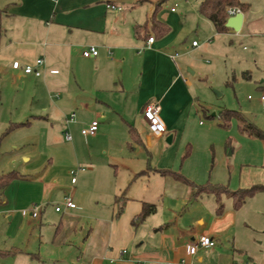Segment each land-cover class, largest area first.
<instances>
[{
  "label": "crops",
  "instance_id": "0c3cea01",
  "mask_svg": "<svg viewBox=\"0 0 264 264\" xmlns=\"http://www.w3.org/2000/svg\"><path fill=\"white\" fill-rule=\"evenodd\" d=\"M160 1L0 0L3 12L0 89L6 86L5 80L34 83V95L41 96L30 98L29 111L53 112L52 116L30 113L24 118L31 119L11 125H30V120L49 121L57 117L67 102L51 110L45 104L44 90H67L75 86L81 93L92 90L96 103L109 112L122 109L121 118L127 131L125 139L114 143V137V142L108 141L110 158L117 163L112 164L116 168L114 175L117 176L120 164L125 171L123 178L117 176L112 187L103 189V195L96 196L91 191L83 202L80 200L83 210L79 206L62 208L61 212L55 209L57 214H62L57 228L47 237L41 232L35 235L29 232L25 244L20 243L22 246L13 242L10 249H0L2 253L11 254L0 256V264H16L20 258H26L28 264H235L245 261L264 264L261 250L252 246L256 242L254 236H247L243 242L236 232L243 224L250 228L241 214L260 193L248 199L239 210H235L231 198L223 196L224 211L219 214L214 195L203 194L191 199L190 187L160 173L164 170L181 172L199 186L209 183L226 186L231 191L264 186V141L239 136L238 153L242 161L229 169L225 142L230 134L200 121L202 106L194 88L199 87L207 75L179 60L186 56L187 50H197L201 44L193 47L194 40L185 51L186 24L178 15L177 6H168L173 0H168L164 4L166 8L162 7L157 13V20L170 28L168 34L156 35L151 24L141 30L140 35L136 33L137 26L150 22L154 7ZM109 3L123 10H108ZM245 23L244 14L243 26ZM214 30L217 35L233 31L218 33L215 27ZM242 32L243 28L236 34ZM150 37L155 39L152 48L148 46ZM90 46L98 49V57L83 56ZM38 59L45 61L40 67L41 77L13 68L16 62L22 68L36 65ZM250 74L247 72L245 79L252 80ZM262 79L259 89L263 92L264 77ZM156 102L162 106L161 117L166 127L165 134L159 136L149 130L143 118L146 106ZM204 108L211 109L207 104ZM130 110L133 113H129ZM243 114L248 115L246 111ZM100 119L106 121V114ZM91 123L80 122L77 114L75 121L69 122L85 125V128ZM109 126L110 123L104 129ZM258 126L264 130V125ZM233 127L238 133L236 121ZM104 132L103 136H107ZM170 137L171 143H168ZM187 147L191 148V154L182 161ZM129 148L131 153L127 152ZM84 172L86 170L80 173ZM91 172L87 179L98 180V169ZM18 181L21 180L14 183ZM46 191V187H42L40 201L46 197ZM80 192L75 189L76 199ZM16 200L12 193L10 195L9 186L0 203V214L13 220L9 206ZM18 201L24 211L40 202L31 197ZM144 204L155 205L156 212L134 225L133 220L142 212ZM121 206L124 210L118 216ZM42 214L38 219L43 220L45 214ZM28 227L22 219L15 231V241L25 235ZM204 236L212 238L216 245L199 247L195 255H189L188 246Z\"/></svg>",
  "mask_w": 264,
  "mask_h": 264
},
{
  "label": "rangeland",
  "instance_id": "374dc122",
  "mask_svg": "<svg viewBox=\"0 0 264 264\" xmlns=\"http://www.w3.org/2000/svg\"><path fill=\"white\" fill-rule=\"evenodd\" d=\"M241 1L250 5L249 10L244 13L246 23L242 34L231 31L228 34L217 35L212 23L200 17L197 12L202 0H173L168 5L169 7L177 6L178 15L184 18L187 41L185 51L191 47L194 40L201 44L197 50L191 48L187 50L186 56L179 61L185 65L195 66L207 75L199 83V87L194 88V94L199 98L198 101L202 106L201 109L199 108V114L200 121L204 125L220 128L217 125L218 118L211 116L218 115L224 109L242 113L246 111L248 113L246 117L253 124L264 125V111L259 101L260 96L264 94V91L259 89L264 77V0ZM163 7L166 8V5ZM229 17L232 16L229 15ZM183 67V72H185L186 68ZM247 72L251 73L252 80L245 79ZM4 84L6 86L0 89V175L17 172L25 177L10 185V195L12 193L18 200L31 197L40 201L42 187L47 189L46 197L31 205L32 210L38 207L40 214L41 212L45 214L43 220L31 217V208L26 211L21 210L18 200L9 206L13 220L0 214V249H10L14 243H19L16 244L17 246H22L20 243L25 244V236L29 232L33 235L41 232L47 237L54 231L62 216L56 213V204L64 196L71 197L75 204L83 210L84 207L80 200L83 202L91 191L96 196L103 195V189L110 185L112 187V182H115L117 176L120 179L123 178L125 171L120 164H118L120 168H118L117 176L114 175L116 168L112 164L117 163L115 159L110 158L108 141L114 142L112 140L114 137H116L114 143H117L118 139H125L127 131L121 118L124 114L122 109L109 112L105 106L96 103L92 90L81 93L74 86L67 90L62 88L53 89L50 92L44 90L45 104L50 106L51 110L58 107L60 103L67 102L62 105L57 117L49 121L30 120L32 123L29 126L16 129L4 136L11 123L31 119L28 117L25 120L24 118L30 113H40L45 116L47 113L52 116L53 113L52 111H29L30 98L35 96L36 85L34 83L5 80ZM205 104L211 109L204 108ZM72 113H76L78 120L85 122V125L93 120L100 121V134L97 132L94 136L82 135L81 130L85 128V125L69 124L66 121ZM103 113L107 116L106 121L100 119ZM129 113L133 111L130 110ZM109 123L110 126L104 129V126ZM105 130L107 132H104ZM222 130L230 134L225 142V148L227 162L231 169L242 161L238 153L239 136L244 139L250 138L240 134L238 129V133L235 132V127ZM103 132L107 136H103ZM67 134L71 135V141L66 140ZM229 139L232 142L231 149L227 147ZM215 151L219 150L215 149ZM127 152L131 153L132 150L129 148ZM82 168L86 172L80 173L79 170ZM96 168L98 169V180L87 179L92 174L91 171ZM73 171L78 172L76 183L72 181ZM76 188L81 190L78 199L74 196ZM242 212L241 216H244L250 228H246L243 224L237 227L236 232L242 237L243 242H246L247 236L253 235L256 242L252 246L261 250V256H263L264 193L257 195L255 201ZM22 219L29 224V227L26 233H23L25 234L22 237L23 240L20 238L15 241V231ZM16 262V264H28L26 258H20Z\"/></svg>",
  "mask_w": 264,
  "mask_h": 264
},
{
  "label": "trees",
  "instance_id": "16d2710c",
  "mask_svg": "<svg viewBox=\"0 0 264 264\" xmlns=\"http://www.w3.org/2000/svg\"><path fill=\"white\" fill-rule=\"evenodd\" d=\"M168 0H162L158 2L152 13L151 19L149 23H146L144 26H137L136 33L140 35L141 30L147 29V26L151 24L152 31L159 36H164L170 32V28L162 22L157 20V13L160 9L164 6V4ZM230 8H238L241 11L245 12L248 11L250 5L247 3L241 2V0H204L199 6V13L204 18L208 19L215 27L218 33H226L229 29L226 27L227 21L230 18L228 10ZM2 11L0 10V38L2 36V28H1V18H2ZM206 111V110H204ZM213 118H218L217 125L225 130H229L233 126V122H237V128L240 134L253 139V140H261L264 141V131L261 130L258 126L253 124L242 112L236 110H222L218 115H212ZM29 125L26 124H12L4 136L9 135L16 129L20 127H24ZM133 131L131 130V133ZM1 145V142H0ZM229 149L232 147L231 139L227 141V147ZM191 154V148L187 147V152L182 158V161L187 159ZM163 176L172 177L174 180L183 183L190 187L191 189V199H197L203 194H210L214 195L218 202V210L219 214L223 213L224 211V204H223V196H227L234 201V208L235 210L241 209L248 199L253 198L258 193L264 192L263 185H256L248 189H239L237 191H231L226 186H219V185H212V184H205V185H197L192 181L188 180L181 172H176L173 170H164L160 172ZM24 179L23 176L19 175L17 172H11L8 174L0 175V203L4 199L5 191L7 188L17 180ZM119 202V200H118ZM157 207L151 204H144L142 212L133 220V224L136 225L140 222L145 221L147 217L151 214L156 212ZM123 206H121L118 210V216L123 213ZM11 254L2 253L0 251V256H9Z\"/></svg>",
  "mask_w": 264,
  "mask_h": 264
},
{
  "label": "built area",
  "instance_id": "2783aa9c",
  "mask_svg": "<svg viewBox=\"0 0 264 264\" xmlns=\"http://www.w3.org/2000/svg\"><path fill=\"white\" fill-rule=\"evenodd\" d=\"M53 1H57V0H53ZM107 9L108 10H118V11H122L123 9L121 7H116L113 4H107ZM172 11H175V8L172 9ZM228 13L230 16H236L238 13H242V11L240 9H236V8H230L228 10ZM154 37H150L148 40V46L150 48L153 47L154 45ZM199 46V42L194 41L193 42V47H198ZM99 55V51L96 47L94 46H90L89 48H87L84 52H83V56L85 58H96ZM176 56L173 57V59H175ZM45 65V61L44 59H38L36 61V65H27L24 68H22L21 64L16 62L13 64V68L16 70H20L22 69V72L24 74L27 75H34L36 77H41L42 76V71L40 69V67H43ZM53 73H57V72H53ZM260 103L262 104L263 107V111H264V94H262L260 96ZM161 113H162V106L159 102L156 103H152L146 106V108L144 109L143 112V118L147 123V126L149 128V130L155 134V135H163L166 132V127L165 124L163 122V119L161 117ZM76 118V114L73 113L70 115L69 118V122H74ZM99 121L94 120L87 128H84L81 133L84 136H94L97 134L98 130H99ZM66 139L67 141H71L72 137L70 134L66 135ZM79 171H85L84 168L80 169ZM78 172L77 171H73L72 172V176H73V183H76V176H77ZM62 208H67V209H75L77 208V205L75 204V202L73 201V199L71 197L66 196L63 201L56 206V211L57 212H61ZM40 208L36 207L34 208V210L32 211L31 215L34 218H38L40 216V212H39ZM216 245L215 241L207 236H204L202 238H200V240L198 242H196L195 244H191L188 246V253L189 255L193 256L197 253V250L199 247H203V248H211L214 247ZM235 264H250L249 262L245 261L242 263H235Z\"/></svg>",
  "mask_w": 264,
  "mask_h": 264
},
{
  "label": "water",
  "instance_id": "95a60500",
  "mask_svg": "<svg viewBox=\"0 0 264 264\" xmlns=\"http://www.w3.org/2000/svg\"><path fill=\"white\" fill-rule=\"evenodd\" d=\"M244 24V14L238 13L236 16L230 17L227 21L226 27L233 30L236 33H240ZM191 73H193L191 71ZM168 143H171V137L168 139ZM231 154V153H230Z\"/></svg>",
  "mask_w": 264,
  "mask_h": 264
}]
</instances>
